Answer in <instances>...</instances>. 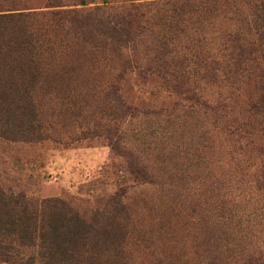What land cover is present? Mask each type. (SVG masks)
I'll return each mask as SVG.
<instances>
[{"label":"rangeland","instance_id":"1","mask_svg":"<svg viewBox=\"0 0 264 264\" xmlns=\"http://www.w3.org/2000/svg\"><path fill=\"white\" fill-rule=\"evenodd\" d=\"M189 2L173 14L186 1L0 0V14L37 15L55 52L53 63L31 74L32 101L0 106V189L38 204L16 211L3 201L0 235L24 229L30 216L53 226L58 239L72 214L90 224L85 243L70 237L67 251L48 261L33 236L25 242L30 264H244L264 252L263 126L245 112L260 81L254 65L234 59L231 42L252 41L255 16L249 0ZM130 4L137 6L134 43L120 54L95 30L102 45L73 66L61 42L72 31L57 22L69 28L70 16L51 14L92 22ZM112 86L133 115H118L106 96ZM116 195L130 219L125 230L107 232L96 214ZM43 201L70 211L40 210Z\"/></svg>","mask_w":264,"mask_h":264},{"label":"trees","instance_id":"2","mask_svg":"<svg viewBox=\"0 0 264 264\" xmlns=\"http://www.w3.org/2000/svg\"><path fill=\"white\" fill-rule=\"evenodd\" d=\"M128 1L133 2L134 0ZM175 1L179 0H170V2ZM184 1H186L185 4L179 5L172 10L173 14L179 10L183 13V9L188 7L190 3L189 0ZM57 3V7H66L62 5V2ZM177 4H179V2H176L174 5ZM78 5L85 6V3L81 1ZM249 5L252 8V15L255 16L253 20V29L255 31L252 36L253 39L247 42L244 39H240V37H234L231 42L235 44L234 49L236 54L234 59L250 67L251 65L249 64L254 65L252 68V75H254V79L260 81L259 91L261 94L258 99L253 100V102L247 105L245 112L248 115V121L252 118H259L262 120L260 126H263V128L260 131L263 134L262 139L264 140V0H249ZM136 7L137 6L134 4L127 5V7L123 8V12L114 17L107 14L106 11L102 12L101 8H97L95 10L100 13L102 12V15L92 22H86L82 17L79 19L74 12L51 14L53 19L62 20L64 15L66 17L70 16L68 22L71 24V28L62 25L59 21L57 22L59 23L58 26L60 29L65 27L66 29H64L68 33L72 31V38L69 40H61V42L63 46L72 52L66 55L74 57L73 66L81 65L80 61L83 59V57H81L82 53L84 55H88V53L92 54V52H97L96 50L102 45V43L96 42L98 39L94 38L93 34L95 30L99 31L100 36L105 39L104 42L113 48L114 51L123 54V52L135 41L137 16L134 12ZM34 16L36 17L37 15H25L23 13L0 14V106L7 103H18L21 100L32 101L34 97L32 92L34 90L33 85L35 84V78L31 74L41 71L43 66L51 64L55 60V52L50 46L51 43H45L47 40L44 41L45 38H41L42 30L37 27ZM46 16L48 15H43V18H46ZM170 18L174 19L173 16ZM99 39L102 38L100 37ZM241 41L244 43H241ZM57 60L59 61L58 58ZM86 64L88 63L86 62ZM20 85H27L28 88H25L23 92H19L18 88ZM106 96L113 97L114 108L119 113L118 115L122 117L130 116L136 112L135 108L124 102V98L119 94V89L117 87L112 86L110 90L106 92ZM234 123L236 122H233V124ZM236 127V132L245 130V126L242 124ZM17 128L19 129L20 127ZM262 151H264V146ZM261 177L263 178L262 185L264 187V162L262 165ZM23 199L24 198L21 196L16 198H12L11 196L8 197L5 192L0 189V207L4 201L11 210L17 211V209H20V211H27L29 208L32 210L38 209L37 203L29 204ZM59 208L68 210V212L70 211L69 206L64 203L60 206L54 203L53 206V204L49 205V203L43 201L40 205V210H58ZM125 210L126 207L121 202V197L116 195L106 202L104 210L98 212L96 218L105 223V231L107 232L115 227L125 230L130 219H128ZM23 216H25V214H23ZM32 217L33 216H30V220L24 222V229L20 230L19 228L18 231L11 233L9 236L0 235V263L20 264L23 262L24 264H30L34 261L32 254L26 252L28 244H25L26 241L32 240L33 236L34 241H39V246L42 250L41 259H46V261H48V258H50L54 252L58 255H63L64 252L67 251L65 245L70 244L68 238L71 237L72 239L70 241L73 242L85 243L90 235V232L87 231V227H89L90 224H85V221L81 220V217L77 214H72L70 216L72 219L66 221V225L63 223L61 225L60 223L59 229L67 233L64 235L63 239H60V237L59 239L57 238L58 231L53 229V226L43 222L39 224V222ZM45 227L49 232L47 234H42L47 231ZM214 243H217L216 239ZM74 250V248L73 250L70 249L71 252H74ZM218 250L219 247L217 248V245H215L213 254L217 255L216 253ZM24 256L27 258L25 261ZM215 261H217V258H215ZM260 263L264 264V252L258 253L256 257L253 256L244 261V264ZM167 264H178V262L170 260ZM184 264L188 263L185 262Z\"/></svg>","mask_w":264,"mask_h":264}]
</instances>
